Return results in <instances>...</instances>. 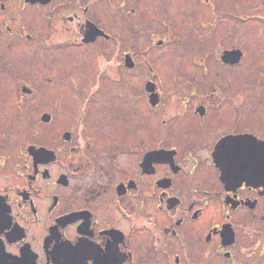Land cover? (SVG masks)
Wrapping results in <instances>:
<instances>
[{"label": "flooded vegetation", "instance_id": "af4514ba", "mask_svg": "<svg viewBox=\"0 0 264 264\" xmlns=\"http://www.w3.org/2000/svg\"><path fill=\"white\" fill-rule=\"evenodd\" d=\"M51 2L0 0V17ZM126 55L122 65L135 69ZM155 79L141 92L155 128L121 113V122L99 121L89 95L61 140L29 142L19 159L0 141V264H264V134L236 103L207 131L211 107L185 106L176 92L179 105L164 107Z\"/></svg>", "mask_w": 264, "mask_h": 264}, {"label": "rangeland", "instance_id": "374dc122", "mask_svg": "<svg viewBox=\"0 0 264 264\" xmlns=\"http://www.w3.org/2000/svg\"><path fill=\"white\" fill-rule=\"evenodd\" d=\"M94 26L106 39L88 36ZM232 48L243 55L228 66L220 54ZM125 54L135 69L122 65ZM149 67L162 106L179 105L175 95L185 106H210L213 118L201 120L212 122L203 124L208 131L236 103L264 134V0H52L0 17V141L8 139L18 158L29 142L61 140V131L77 127L89 95L99 101L90 104L99 121L121 122V113L155 128L158 114L141 93ZM44 112L52 115L49 124L40 120ZM203 264L223 263L204 256Z\"/></svg>", "mask_w": 264, "mask_h": 264}, {"label": "water", "instance_id": "95a60500", "mask_svg": "<svg viewBox=\"0 0 264 264\" xmlns=\"http://www.w3.org/2000/svg\"><path fill=\"white\" fill-rule=\"evenodd\" d=\"M39 1H41L43 3L48 2V0H39ZM99 33L102 34L103 32L99 31ZM95 34L93 33L92 38H94L96 36ZM241 56H242V52L239 49L224 50L221 54V61L226 63V64H236L239 62ZM125 58L127 60V65L132 66L133 63L131 62L129 55H126ZM255 145H256V147H258L259 144L256 143ZM256 157H257V155H256ZM253 158H254V156H253Z\"/></svg>", "mask_w": 264, "mask_h": 264}]
</instances>
